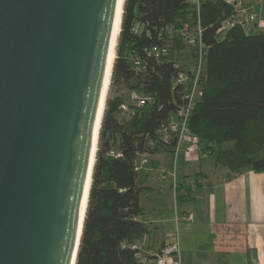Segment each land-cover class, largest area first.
Wrapping results in <instances>:
<instances>
[{
  "label": "water",
  "instance_id": "obj_1",
  "mask_svg": "<svg viewBox=\"0 0 264 264\" xmlns=\"http://www.w3.org/2000/svg\"><path fill=\"white\" fill-rule=\"evenodd\" d=\"M117 0H0V264H74Z\"/></svg>",
  "mask_w": 264,
  "mask_h": 264
},
{
  "label": "trees",
  "instance_id": "obj_2",
  "mask_svg": "<svg viewBox=\"0 0 264 264\" xmlns=\"http://www.w3.org/2000/svg\"><path fill=\"white\" fill-rule=\"evenodd\" d=\"M231 15V8L220 1L200 7L207 55L200 79L202 95L191 113L189 129L203 143L202 149L214 156L216 168L228 174L264 173V32L245 33L233 27L219 39L217 29ZM196 18L184 0L123 2L110 81L126 94L106 100L74 264H142L140 251L131 246H145L151 233L139 220L138 200L144 188L133 162L137 154L146 152L157 123L176 101L172 66L174 52L184 44L172 34ZM164 45L169 55L159 65L149 68L148 74L135 69L133 59H145L144 49ZM133 93L151 97L153 102L130 109ZM124 105L129 108L122 112ZM226 143H232L231 148L222 150Z\"/></svg>",
  "mask_w": 264,
  "mask_h": 264
},
{
  "label": "crops",
  "instance_id": "obj_3",
  "mask_svg": "<svg viewBox=\"0 0 264 264\" xmlns=\"http://www.w3.org/2000/svg\"><path fill=\"white\" fill-rule=\"evenodd\" d=\"M243 1L258 18L255 31L264 32V0ZM181 153L183 162L192 166H184L178 177L175 168V189L170 179H161V174H170L162 159L168 153L153 155L145 177H139L144 188L138 200L139 220L151 233L138 255L140 262L150 264L164 244L177 240L181 264H264V173L228 174L216 168L209 155L205 167L206 160L191 163ZM188 177L202 183L187 188L183 181ZM188 215V222L175 221L176 216Z\"/></svg>",
  "mask_w": 264,
  "mask_h": 264
},
{
  "label": "built area",
  "instance_id": "obj_4",
  "mask_svg": "<svg viewBox=\"0 0 264 264\" xmlns=\"http://www.w3.org/2000/svg\"><path fill=\"white\" fill-rule=\"evenodd\" d=\"M209 1H220L232 10V15L223 21L217 29L215 35L221 39L225 32L233 27L241 28L245 33H251L259 25L258 18L253 8L243 0H184L197 18L192 22H184L181 27L174 31L172 36L179 37L184 47L180 51L174 52L175 63L173 69L175 75L172 80L171 90L175 92L176 101L173 109L168 115L157 123L155 138L146 146V152L137 154L134 160V171L138 174L142 169L150 164L149 152H162L170 149L174 157L172 174H161V179L166 181L170 179L173 189L177 187L175 179V166L180 152H184L188 161L198 163L201 159H207L208 154L202 149L200 139L189 129L191 113L202 95L200 88V79L205 68V58L207 47L203 43V28L199 22V10L202 4ZM136 32V30H134ZM167 45L163 47L151 46L144 49L145 59H133L135 69L141 74H148L149 68L161 63V58L169 55ZM186 52V56L181 53ZM153 60L151 64L148 60ZM150 65V66H149ZM153 102L151 97L141 96L133 93L129 97L130 109H139ZM128 105L121 107L122 112L127 111ZM116 157H119L116 154ZM202 181L198 178L188 177L183 181V186L193 188L200 185ZM191 216H176V222H188ZM132 250H143V246L132 245ZM150 264H181V255L178 241L164 244L149 261Z\"/></svg>",
  "mask_w": 264,
  "mask_h": 264
},
{
  "label": "bare ground",
  "instance_id": "obj_5",
  "mask_svg": "<svg viewBox=\"0 0 264 264\" xmlns=\"http://www.w3.org/2000/svg\"><path fill=\"white\" fill-rule=\"evenodd\" d=\"M123 2L124 0H117L116 2V17L113 23L111 45H110V50H109L106 66H105L101 95H100V100H99L96 118H95L94 127H93V142H92V148H91L89 168L87 171L85 186H84L80 209H79V226H81V224L83 223L84 216H85V210L87 206L91 173H92V167H93L94 157H95V152H96L97 138H98V133L100 130L101 120H102L104 106H105V94L108 89L110 76H111V70H112L114 60H115V49H116L117 39L119 35V30H120Z\"/></svg>",
  "mask_w": 264,
  "mask_h": 264
},
{
  "label": "rangeland",
  "instance_id": "obj_6",
  "mask_svg": "<svg viewBox=\"0 0 264 264\" xmlns=\"http://www.w3.org/2000/svg\"><path fill=\"white\" fill-rule=\"evenodd\" d=\"M263 5H264V2H263ZM182 56H186V52H182L181 53ZM123 94H126V91L124 89H122L121 87H119L118 85H115V84H111V81H109V85H108V89L106 91V94H105V106H106V100L109 99V98H114L115 96H118V95H123ZM105 106H104V109H105ZM120 118V117H119ZM97 146V144H96ZM201 146H203V143H201ZM232 146V143H226V144H223L220 148L222 150H227V149H230ZM183 153H179L178 155V160H177V163H176V174H177V177L180 175V173L182 172L184 166H187L189 165L187 163V165L185 164L186 162H183ZM213 157L214 156H211L210 157V161H213ZM163 159V167H165V169L168 171V173L172 174V171H173V164H174V157L172 154H166L164 155V158ZM202 160H206V159H201L200 161ZM192 163V162H191ZM203 165L206 164L205 167H207V160L206 161H203L202 162ZM192 165H189L188 167H191ZM147 169V168H146ZM145 168L142 169L139 173H138V177H145Z\"/></svg>",
  "mask_w": 264,
  "mask_h": 264
}]
</instances>
